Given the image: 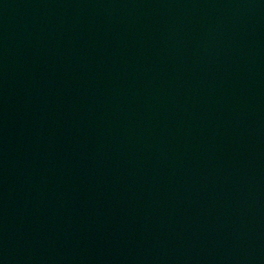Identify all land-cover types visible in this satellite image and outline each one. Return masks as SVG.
Returning <instances> with one entry per match:
<instances>
[{
  "label": "water",
  "instance_id": "1",
  "mask_svg": "<svg viewBox=\"0 0 264 264\" xmlns=\"http://www.w3.org/2000/svg\"><path fill=\"white\" fill-rule=\"evenodd\" d=\"M0 264H264V0H0Z\"/></svg>",
  "mask_w": 264,
  "mask_h": 264
}]
</instances>
